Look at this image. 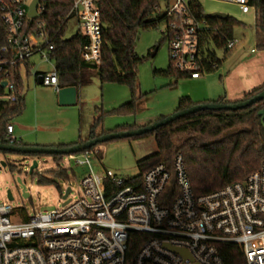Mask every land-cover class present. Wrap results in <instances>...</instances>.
Instances as JSON below:
<instances>
[{"label": "built area", "instance_id": "obj_1", "mask_svg": "<svg viewBox=\"0 0 264 264\" xmlns=\"http://www.w3.org/2000/svg\"><path fill=\"white\" fill-rule=\"evenodd\" d=\"M198 1H162L166 26L161 33L170 41L172 65L192 79L207 72L212 43L203 39L211 30L207 18L194 16L193 5ZM215 1L235 3L242 13L251 12L257 19L251 0ZM31 2L0 0L2 100H15L11 73L27 63L34 69L35 57L51 67L33 75L43 76V86L59 91V75L49 56L53 46L41 17L28 15ZM162 4L154 10L159 12ZM43 10L39 4L38 12ZM71 13L87 38L82 58L100 64V0H72ZM238 42L234 36L227 49ZM3 82L7 83L4 88ZM13 128L8 126L10 136ZM98 150L94 147L64 155L62 163L66 157L88 170L81 179V193L76 195L70 186L61 207L24 220L22 210L0 204V264H264V160L246 180L196 195L181 153L172 168L160 163L141 182L133 179L128 184L131 178L110 169L94 170L92 159ZM67 187L61 189L62 196ZM136 241L141 244L133 251ZM173 248L186 250L189 256L185 258Z\"/></svg>", "mask_w": 264, "mask_h": 264}, {"label": "trees", "instance_id": "obj_2", "mask_svg": "<svg viewBox=\"0 0 264 264\" xmlns=\"http://www.w3.org/2000/svg\"><path fill=\"white\" fill-rule=\"evenodd\" d=\"M162 1L100 0L103 27L101 52L103 56L100 64L93 65L82 58L81 51L87 38L82 35L78 21L76 33L72 36L68 35V32L74 27L73 20H76L74 14L71 13L72 0H41L40 4L43 5L44 10L40 20L44 23L45 34L53 46L49 56H51L59 75V89L74 88L78 90L80 85L87 83L92 73H96L101 83L114 82L131 88L130 101L115 110L123 115L135 113L139 98L137 95L139 90L137 68L143 61L136 52L137 34L139 30L151 26L156 27L162 21L164 16L152 18L156 13L154 8L161 5ZM250 4L257 10L256 46L259 50H264V1L251 0ZM193 13L199 20L203 19L204 10L201 2L198 1L193 5ZM207 23L211 30L203 35L204 41L210 40L217 47L224 48L228 52L229 49L226 45L234 37V28L241 23L231 16H227V19H207ZM0 27L2 28V23H0ZM221 63L216 52H210V61L205 65L206 73L215 72ZM23 66H26L27 77L32 74V66L28 63L19 65L12 71L11 80L14 83L15 100L0 99V143L12 144L8 126L11 125L12 119L21 116L25 111L26 93L24 91V75L22 74ZM155 74L165 77L169 85L177 84L182 78L188 77L175 70L172 62L166 70L155 71ZM263 90L264 85L257 87L249 91L241 100H249ZM212 102L231 103L226 101L225 96ZM178 104L176 111L197 105L186 96L181 97ZM105 113L97 107L88 135L80 134L76 144L84 143L99 135L144 127L138 124H121L112 130L100 128ZM163 118L165 117L160 119ZM148 134L154 135L158 149L155 153L137 161L139 174L128 180V184H131L133 179L141 182L146 172L160 163H165L169 168H172L175 157L181 153L184 155L186 170L195 194L201 195L218 191L227 185L246 180L264 160V100L258 101L250 107L233 111L199 110V112L173 120L165 126L148 132ZM13 142L15 145H27L16 139ZM63 146L69 145L63 144L56 147ZM63 156L53 155V158L59 163L58 168L48 171L47 176L37 174L39 184L53 182L54 178L63 180L69 178L67 168H63L60 164L63 162ZM14 168L15 165L10 166L11 171ZM27 219L28 217L24 214V220ZM140 244L139 241L134 242L132 250H137Z\"/></svg>", "mask_w": 264, "mask_h": 264}, {"label": "rangeland", "instance_id": "obj_3", "mask_svg": "<svg viewBox=\"0 0 264 264\" xmlns=\"http://www.w3.org/2000/svg\"><path fill=\"white\" fill-rule=\"evenodd\" d=\"M204 13L222 12L227 16L236 18L241 24L234 28L233 34L239 42L228 52L219 48L215 43L210 44L211 52H216L222 61L221 66L212 73H204L201 82H192L189 77L182 78L177 84L169 85L167 79L156 75L155 71L166 70L171 62L169 47L170 41L161 33L166 26L163 18L156 27H148L138 31L136 52L143 61L139 64L137 110L131 115L120 114L118 110L132 97L131 88L118 83H101L96 73L79 86V104L74 106L62 105L66 102L60 94L49 86H43L36 81L35 75H24V91L26 93L25 111L19 117L12 119L15 125L40 124L39 128H47L50 132H57L63 136L71 137V141L77 138L79 129L78 113L81 114V129L83 136L89 133L95 116V108H101L104 112L102 127L114 129L116 124L142 123L149 125L160 118L176 112L181 97H198L205 91H218L219 95L226 91L238 92L239 90L251 91L264 85V50L256 46L255 24L256 21L251 12L244 14L235 3L220 2L215 0H200ZM165 13V5L152 18H162ZM73 29L68 32L72 36L77 31V21L73 20ZM253 50V51H252ZM155 51V54H153ZM36 70H49L50 65L42 64L37 57L34 58ZM192 95V96H191ZM241 95V94H239ZM204 103V102H201ZM79 106V108H78ZM11 124V123H10ZM34 128V127H33ZM100 147V148H99ZM157 141L152 134L140 137L117 138L103 142L95 147L98 152L93 157L94 170L102 171L104 168L112 170L118 176L125 179L138 175L137 161L148 157L157 151ZM64 158V156H63ZM37 159L39 166L33 173H29L30 165ZM15 165L13 171L7 164L1 167V162ZM58 162L53 155H19L4 154L0 151V204H8L13 209H20L25 216L31 217L40 212L52 211L62 205V192L66 185L71 186L73 192L79 195L81 179L87 172V167L75 166L65 157V162L60 163L67 168L68 179L54 178L53 182L39 184L37 174H48V171L58 168ZM104 166V167H103ZM72 167V168H71ZM22 183L18 182V178ZM25 192L30 197H24ZM60 188V190H59ZM14 196L9 200L7 191Z\"/></svg>", "mask_w": 264, "mask_h": 264}, {"label": "water", "instance_id": "obj_4", "mask_svg": "<svg viewBox=\"0 0 264 264\" xmlns=\"http://www.w3.org/2000/svg\"><path fill=\"white\" fill-rule=\"evenodd\" d=\"M41 0H32L30 3V8L28 11V15L33 19H38L41 17V13L38 12L39 4ZM204 18L207 19H213V18H220V19H227V15L222 12H213V13H204ZM153 54H155V51H153ZM37 82L39 84L43 83V76H39L37 78ZM6 82L2 83V87L4 88L6 86ZM62 91L60 92L61 99L65 97L66 94H68L70 91H72V88H62ZM264 100V90L260 92L259 94L251 97L249 100H239V101H233V103H214V102H204L199 103L191 108L183 109L182 111H176L173 114H170L168 116H165V118L160 119L154 123L149 124L148 126L140 127L137 129H131L130 131H119L114 133H108L99 135L96 138L89 139L88 141L76 145H69V146H63V147H55V146H38V145H15V144H5L0 143V151L1 152H8V153H16L19 155L29 156V155H71V154H77L81 151L93 147H97L98 144L111 141L117 138H131L133 136H142L145 134H148V132H151L159 127L165 126V124H168L172 122L173 120L179 119L184 115H188L191 113L199 112V110H228L233 111L237 109H243L246 107H250V105H253L257 103L258 101ZM7 162L2 161L1 167H6ZM39 166V162L37 159H34L32 164L29 168V173H33L34 170H36ZM18 182L21 184L22 179L19 177ZM71 188L68 186L65 190V194L63 198L65 199L70 194ZM9 200H13L14 196L10 192V190L7 191ZM23 193L24 197H30L28 193L25 192V187L23 186ZM67 201V200H66ZM65 201V202H66ZM64 202V204H65ZM175 251L180 253L183 257L189 256V253L186 250H182L179 248H173Z\"/></svg>", "mask_w": 264, "mask_h": 264}, {"label": "crops", "instance_id": "obj_5", "mask_svg": "<svg viewBox=\"0 0 264 264\" xmlns=\"http://www.w3.org/2000/svg\"><path fill=\"white\" fill-rule=\"evenodd\" d=\"M32 66L31 63H28ZM26 71V66L23 67ZM24 69H22V71L24 72ZM32 69V67H31ZM33 74V73H32ZM36 77V81H37ZM190 78V77H189ZM190 80L192 82H201L204 83L205 80H202V76L199 77L198 79H192L190 78ZM73 90L70 91L68 94L65 95V97L63 98L64 100H66L65 103H63L62 105H66V106H74L79 104V91L77 89L72 88ZM57 93L60 94V92L62 91L61 88L59 89V91L55 90ZM220 92L215 91H205L203 92V94L198 95V97L192 96V98L189 96V98H191L193 100V102L199 104L201 102H212V101H216L217 99H219L222 96H225L226 101L233 103V101H239L241 100L247 93H249L248 91H244V90H239L238 92H232L230 93L229 91H226V94H222L219 95ZM241 94V95H239ZM188 97V96H186ZM79 108V106H78ZM96 109L95 108V115H96ZM81 114L82 111H80L79 108V113H78V121L80 123L79 125V129L78 131V135L77 138L73 141H71L72 139H70L71 137L65 136V135H61L57 134V132L53 133L50 132V130H48L47 128H39L38 126L40 124H30L29 125H21V124H17L15 125L14 122H11V124L14 126L13 131L11 136H13L17 141L23 143V144H32V145H38V146H59V145H76V143L78 142V138L80 136V134L83 136V132L81 129ZM95 118V116H94ZM93 118V120H94ZM153 123V122H150ZM133 124V123H131ZM130 123H126V125H131ZM134 124H138L140 126H148L146 124H142V123H137L135 122ZM117 125H121V124H116ZM123 125V124H122ZM34 127V128H33ZM107 130H112V129H107ZM88 135V134H86ZM100 148V147H99ZM98 148V149H99ZM104 167V166H103Z\"/></svg>", "mask_w": 264, "mask_h": 264}]
</instances>
